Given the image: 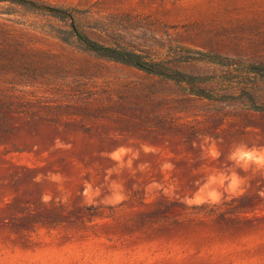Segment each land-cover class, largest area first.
<instances>
[{"label":"rangeland","instance_id":"1","mask_svg":"<svg viewBox=\"0 0 264 264\" xmlns=\"http://www.w3.org/2000/svg\"><path fill=\"white\" fill-rule=\"evenodd\" d=\"M25 1L103 45L264 67V0ZM67 25L0 2V264H264V113L80 51Z\"/></svg>","mask_w":264,"mask_h":264},{"label":"trees","instance_id":"2","mask_svg":"<svg viewBox=\"0 0 264 264\" xmlns=\"http://www.w3.org/2000/svg\"><path fill=\"white\" fill-rule=\"evenodd\" d=\"M0 2L19 4L42 12L52 19L67 22L69 32L79 44L80 51L92 53L108 62L159 78L175 85L188 95L216 102L225 108L240 104L246 111L264 113V105L258 103L253 91L254 83L251 80L252 75H264V67L246 65L237 59L201 53L180 46L168 48L166 57L159 59L121 45L107 46L90 39L77 26V10L25 0H0ZM57 36L66 42L59 37V33ZM197 63L215 66L217 68L214 71L218 69L219 74L199 77L179 70L180 65Z\"/></svg>","mask_w":264,"mask_h":264}]
</instances>
